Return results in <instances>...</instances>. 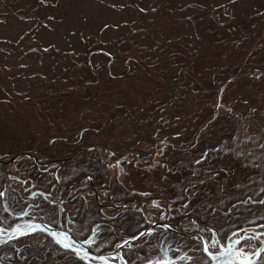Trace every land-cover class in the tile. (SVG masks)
Returning a JSON list of instances; mask_svg holds the SVG:
<instances>
[{"label": "rangeland", "instance_id": "374dc122", "mask_svg": "<svg viewBox=\"0 0 264 264\" xmlns=\"http://www.w3.org/2000/svg\"><path fill=\"white\" fill-rule=\"evenodd\" d=\"M81 128L85 132L79 138ZM153 133L159 134L152 137ZM66 141H79L80 145H60ZM91 144L112 147L118 153L128 151L124 156L127 163L110 158L111 166L105 168L93 160L105 174L97 171L93 175L92 190L85 189L92 178L90 170L82 175L86 177L81 183L83 170L76 184L68 183L72 177L64 181L75 195L69 193L66 204L79 215L75 223L69 219L67 228L73 229L79 221L90 226L100 222L96 212L81 201L99 191L100 204L104 197L99 186L108 189L105 177L110 169L113 187L130 185L133 179L135 195L129 189L126 196L142 201V192L149 190L143 194L145 206L152 207L150 214L156 212L158 218L166 220H179L191 212L190 204L179 202L187 187L194 186L196 190L190 194L197 193L196 200H201L197 189L204 185L196 187L189 181L198 174L193 171L196 167L202 182L219 168L218 183L226 179L237 188L242 180L254 192V181L264 169V0H0L1 152L21 156L22 151L33 149L52 160ZM98 153L94 149L88 155L106 160ZM161 155H165L164 161ZM142 157L148 160L143 165ZM151 158L157 166H148ZM77 160L85 164L87 159L79 151ZM66 171L60 179L72 175ZM182 177L184 184L175 183ZM261 182L259 197L264 195ZM50 183L52 190L55 181ZM169 185L173 190H168V196L165 191ZM51 197L57 198L56 194ZM156 197L157 202H168L154 205ZM113 199L121 207L127 202L125 196ZM93 200L98 205V200ZM76 201L80 202L78 207L74 206ZM4 206L1 204V211ZM261 208L263 211L257 204L247 206L239 220L245 225H264V205ZM118 210L104 225L108 235L98 233V237L118 241L98 245L99 255L106 256V248H111L114 259L119 256L125 264L156 262H142L144 251L126 258L115 250L127 243L118 245L124 238L116 234L118 228L140 223L138 214L123 216L125 208ZM53 214L46 212L49 217ZM182 223L187 224L184 219ZM36 224L43 230L51 225ZM243 231L248 230L234 233ZM171 236L168 247L161 242L158 247L164 251L174 247L182 262L191 253L189 238ZM40 238L31 233L1 244L0 260L49 264L56 259L45 251L51 248L62 257L68 256L70 249L79 263L85 262L82 251L86 246L72 248L73 241H68L67 247L59 244L63 248L56 249L50 239L47 249L41 247ZM185 242L186 249L180 247Z\"/></svg>", "mask_w": 264, "mask_h": 264}, {"label": "flooded vegetation", "instance_id": "af4514ba", "mask_svg": "<svg viewBox=\"0 0 264 264\" xmlns=\"http://www.w3.org/2000/svg\"><path fill=\"white\" fill-rule=\"evenodd\" d=\"M80 131L81 135L78 136L79 138H82V134L84 135L85 130L81 128ZM78 136H76L75 139H77ZM60 145L74 147L80 144L79 141L76 142V144L75 142L71 143L66 141ZM85 147L89 149H86ZM85 147H81L80 149L74 150L73 152H69L65 158H52V160L47 159L50 157L46 154H40L38 150L33 152V149L22 151L21 156H19L18 153L12 155L1 152L0 150V194H2L0 195V206L1 204H5L4 208L8 209V212H5V209L2 211L0 209V245L6 243L9 240L17 241L22 236H26L31 233H37L41 237L40 239L46 240L47 243L51 239L56 247L60 246L63 248L61 243L73 241V243L76 245L86 246V248H89L94 254H100L99 251L101 248L98 245L106 242L114 244L118 240H115L113 237L108 238L107 236L102 238L101 235L98 237V233L101 234L103 232L108 235L107 227H104V225H106L108 220L112 219L113 214H118V208H125V210L122 211V215L128 216L131 213H136L138 214L140 223L135 222L132 224V226L128 225V227H126L123 225L118 228L116 234H118L119 237L122 235L124 236L120 243L131 237V235H134L142 229L147 228L151 224L158 222L168 224V227L155 224L140 237L127 242L121 248V250H118V252H121L126 258H131L144 251V253H142L144 256L142 262L156 261L152 264H156L157 262L172 264H264V249H262L260 255L254 261H252L258 250V246L264 239V225L259 223L252 225L243 224L239 220L240 216H236L237 211L235 210L242 211V208L235 204L237 202L236 200L231 202L227 208V211L232 214L228 216L231 217L232 220L227 222L222 223L220 220L221 216L226 212V210L222 211L221 209L220 212H217V214L214 215V217H206L200 211L191 210V212L188 214L182 215L179 220H177L176 217L169 218L168 220L161 219L158 218L156 212L150 214L149 209L152 207L145 206L144 204V201L147 199L145 198L146 195L143 194L150 191L147 190L142 192V201L137 199L136 196H126V191L129 189H131L130 192L133 191L131 194L135 195L136 190L131 186V184H133V179L131 180L130 185L124 184L122 187H113L110 181L111 169L107 172L105 177V183L108 184V189H101V186H99L102 197H104L103 200L101 199L100 204V198H97V195L100 194L99 191L95 192L94 197H82L81 201L83 206L90 208V211L96 212L95 214L98 215L99 219H101L99 220L100 222H92V225L90 226L88 225V222L79 221L78 223L73 224V229L67 228L68 223H70L69 219L71 218L73 223H75L79 216L75 213V210L70 209L69 205L66 204V197H68V194H74V191L69 192L70 189L68 188L71 187L69 184H76L79 177V171H84L80 173V176L82 177L83 174H87V172L90 170L89 175L92 178L90 179L89 187H85V189L91 188L92 190L93 188L91 183L94 180L93 175L97 171H102L105 174V171L101 167H98L92 163L93 160L100 163V166L103 165L105 168L111 166L110 162L113 161V159L111 160L110 158H114V160H122L127 163V161L124 159V156L128 154V151L118 153L112 147L105 149L99 147L97 144H91ZM94 149L99 151L98 154L102 155L101 158L106 157V160H100L98 155L94 158H92L91 155H88V153L94 151ZM79 151L80 155L87 159L85 160V164H79L77 160ZM104 151H107V154H104ZM136 155H138V153H136ZM150 160L151 163H148V166L151 164V167H154L156 164H158L155 160H152V158ZM145 161H148L147 158L142 157V165ZM165 165L169 166L168 163H165ZM176 168H173L170 171H173ZM66 169V172H71L73 176H76V179H74L72 175H67L63 179H60V175ZM219 172V168L214 169L213 175L207 178L204 182H202L203 176L200 177L198 172V174L192 175L189 181L193 182L194 184L201 183L204 185V188L199 191L200 196L201 194L205 195L207 193V188L210 192L216 193L220 190V184H224V180L217 184L218 180H220V178H217ZM130 173L132 174V172ZM69 177H72V180L68 181ZM85 177L86 176L81 178L80 183ZM58 178L60 179L58 187L64 186L62 187L63 189H59L57 187ZM135 178L140 180L139 177ZM52 181H55V185L52 187V190H50V182ZM64 181H68L69 184H64ZM213 183L214 185L210 186V184ZM134 187L136 186L134 185ZM233 189L234 191H238V189L232 184L226 187V190L229 191V193ZM254 192L249 191V193H245L246 198L242 202L249 200V202H257L264 205V195L259 197V193ZM51 194H56L57 198H52ZM74 196L75 195H73V197ZM109 196H111L112 199H110ZM116 196H125L124 202H127L125 203L124 207L118 205L117 201L113 199ZM94 198L98 200V205H96V201L93 200ZM154 199H156V201L153 200L154 205L165 204L163 202H157V197ZM190 199L191 197L188 194L187 198H184V201L188 202ZM201 201L202 198L198 203ZM79 204L80 202L76 201L74 206L78 207ZM60 207L68 209L71 214H64ZM47 210L48 212L54 211V214L49 217L46 215ZM107 213H110V215H107ZM148 213L150 214L149 216H151V220H149L147 217ZM181 218L186 220V225L182 223ZM171 219H175L176 221H170ZM37 221L50 223V228L54 234L58 235V232H60L59 237L57 236L58 238H55L53 235H50L49 233L42 230L41 227L37 226ZM127 222L128 220H124V223ZM63 223L64 225H62ZM75 225L77 226L76 228H74ZM141 225L144 226L141 228ZM224 226L225 228H222ZM240 229H247L248 231L242 233V235L241 233H234ZM43 233H46V236H43ZM171 234L186 235L188 236L187 238H189L188 243L191 244V250H189V252L191 253L189 257L182 262H179L181 258L174 254L176 251L174 247H172L170 251H164L162 249L164 246L168 247L170 245L168 240L172 241ZM231 234L233 235L231 236ZM4 235L5 237H3ZM82 236L85 237L81 238ZM243 239L246 240L241 241ZM160 242L163 247H158ZM181 244L180 247L183 246L185 249L188 247L186 242L183 243V245ZM138 248H140V250ZM149 248H151L150 252L147 251ZM109 249L111 248H106V253L109 251ZM210 250L218 251V254L214 253L213 258L212 252ZM45 251L47 254H49V257L56 259L60 255L58 250ZM74 255L76 256V259H78V256L75 253ZM114 255L115 254H111L110 257L114 258ZM225 256H228V261H226V258H224ZM0 262L14 264V261H11L12 263H8L6 260H0ZM17 262L18 261H16L15 264H18ZM80 264L95 263L85 260V262Z\"/></svg>", "mask_w": 264, "mask_h": 264}, {"label": "trees", "instance_id": "16d2710c", "mask_svg": "<svg viewBox=\"0 0 264 264\" xmlns=\"http://www.w3.org/2000/svg\"><path fill=\"white\" fill-rule=\"evenodd\" d=\"M179 2L182 3H186L187 0H178ZM159 133H153L152 137L157 136ZM183 146V145H181ZM136 156V153H135ZM164 156L165 155H161L162 160L164 161ZM207 156V153H206ZM208 162V159H206ZM204 162V163H206ZM198 165V164H195ZM193 171H196L197 173L200 172L197 167L196 169H194ZM181 172V170H180ZM233 173H235V171H232ZM189 175V174H188ZM257 179L254 181L255 185L254 187L256 188L255 191L257 190V192L259 190H261V181H263L264 184V169L262 170L260 177H256ZM175 183H180V184H184L183 181V177L180 181L174 180ZM219 184V183H218ZM175 185V184H174ZM196 187L201 185V183H197L194 184ZM230 185L229 181H227L226 179L224 180V184H220V190L217 191L216 193L214 192H210L207 188V193L205 195L201 194V196L199 195V197L202 198V201L200 203L199 200H196L197 197V193L196 194H190L191 190H196L194 186L188 188L185 191H182V195H179V197H184L187 198V195L189 194L191 199L186 202L188 204H190V208L191 210H197L200 211L201 213H203L206 217H212L215 214H217V212H220V209L222 211H225V214H223L220 218L221 222H227L232 220L231 217H228L229 215H232L229 213V211H227L228 206L230 205L231 202L235 201L234 197H237L238 199L236 200L237 202L235 204L239 205L242 208V211L247 207V206H251V205H255L257 202H249V200H246L245 202H242L245 200L246 196L245 193H249V191L251 190L250 186H248V183H243L242 180H240L237 183V189L238 191H233L231 193H229V191L226 190V187ZM173 185H169L167 188V192L165 191V189H163L166 193V195H168V190L170 189L171 191L173 190ZM181 185H176V187H180ZM188 186V185H187ZM162 189V187H160ZM264 188V185H263ZM226 190V191H225ZM229 190V189H228ZM264 190V189H263ZM199 192V190H197ZM255 193V192H254ZM170 194V193H169ZM200 194V193H199ZM169 196V195H168ZM167 198V197H166ZM184 198H182V200H180L179 202H184ZM168 201V199H166ZM163 201V203H167V201ZM241 200V201H240ZM194 204H197L198 206H194ZM224 206V207H222ZM261 206H263L261 203H257V207L260 208V210H263L261 208ZM256 209V208H255ZM237 211L236 216L239 217L241 216L242 211ZM252 213V212H251ZM249 213V214H251ZM249 214H242V216H248ZM39 242H41V247H45V248H49V246L51 245L50 242L47 243L46 240H41L38 239ZM57 248H61L59 246L56 247ZM51 248H49L48 250H50ZM52 250V249H51ZM156 250V249H155ZM68 256L62 257V254L59 255V257L57 259H55L54 261L48 262L49 264H80L79 260L76 259V256L74 255V253H72V251L69 250V253L67 254ZM46 257V256H45Z\"/></svg>", "mask_w": 264, "mask_h": 264}, {"label": "water", "instance_id": "95a60500", "mask_svg": "<svg viewBox=\"0 0 264 264\" xmlns=\"http://www.w3.org/2000/svg\"><path fill=\"white\" fill-rule=\"evenodd\" d=\"M154 224H157V223H154ZM154 224H152V225H154ZM159 224H161V225H163V226H167V224H165V223H159ZM44 231L53 234L51 228H47V227H45V228H44ZM141 234H142V232H140V233H138V234H136V235L130 237V238L127 239L125 242H128V241H130V240H132V239H135V238L139 237ZM3 237H5V235H4ZM125 242H123V243H125ZM263 243H264V242H263ZM64 246H66V245H64ZM71 247H72V248L76 247V248L80 249L79 247L76 246L75 243H73ZM69 248H70V247H69ZM118 248H120V247H118ZM262 249H264V244H261V245L258 247V250H257V252H256V255H255V257L252 259V261H254V260L260 255V253L262 252ZM82 252H83L84 254L88 255V256H91V257H94V258L98 259L99 262L102 263V264H123V263H118V262H115V261L108 260V259L105 258V256L102 257V256L99 255V254H94V253H92L91 250L86 249V248H84V250H83ZM113 252H114V250H113V251H109V252H107L106 254H111V253H113ZM225 257H226V261H228V260H229L228 256H225Z\"/></svg>", "mask_w": 264, "mask_h": 264}, {"label": "bare ground", "instance_id": "6f19581e", "mask_svg": "<svg viewBox=\"0 0 264 264\" xmlns=\"http://www.w3.org/2000/svg\"><path fill=\"white\" fill-rule=\"evenodd\" d=\"M52 232H53V231H52ZM242 233H243V232H242ZM242 233H241V235H242ZM244 233H245V232H244ZM263 242H264V239H263V241L261 242V244H264ZM115 257H116V256H115ZM115 260H116V261H119V256H118V258H116Z\"/></svg>", "mask_w": 264, "mask_h": 264}, {"label": "snow or ice", "instance_id": "6c2138e0", "mask_svg": "<svg viewBox=\"0 0 264 264\" xmlns=\"http://www.w3.org/2000/svg\"><path fill=\"white\" fill-rule=\"evenodd\" d=\"M0 195H2V194H0ZM142 235H143V233H142ZM68 245H66V247H67Z\"/></svg>", "mask_w": 264, "mask_h": 264}]
</instances>
